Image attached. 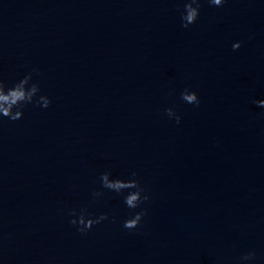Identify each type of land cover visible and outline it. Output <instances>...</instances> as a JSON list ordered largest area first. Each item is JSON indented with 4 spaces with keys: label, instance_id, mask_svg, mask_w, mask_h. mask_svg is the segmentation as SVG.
Returning <instances> with one entry per match:
<instances>
[{
    "label": "water",
    "instance_id": "water-1",
    "mask_svg": "<svg viewBox=\"0 0 264 264\" xmlns=\"http://www.w3.org/2000/svg\"><path fill=\"white\" fill-rule=\"evenodd\" d=\"M184 2L0 0V78L36 69L51 101L0 118V264H264V0H199L187 28ZM81 208L109 219L81 235Z\"/></svg>",
    "mask_w": 264,
    "mask_h": 264
},
{
    "label": "clouds",
    "instance_id": "clouds-1",
    "mask_svg": "<svg viewBox=\"0 0 264 264\" xmlns=\"http://www.w3.org/2000/svg\"><path fill=\"white\" fill-rule=\"evenodd\" d=\"M208 2L213 6H222L225 0H208ZM199 8V0H185L181 13L182 27L187 28L189 25L196 22L199 15ZM240 46V42L232 44L233 50L238 49ZM33 72L39 75L37 70L33 69L11 85H8L0 78V118H8L11 121H16L23 117V109L29 104H36L43 108H47L50 105L51 101L47 96L39 95L38 98H36L40 89L38 83H30ZM180 96L187 104L198 106L200 103L194 91L184 89L180 93ZM253 103L259 107H264V100H254ZM165 113L170 119L174 118L176 123L180 122V116L177 115L172 108L165 109ZM135 177V172L131 173L129 179H121L119 177H112L110 171H105L100 174L99 180L103 189L117 194H123L126 207L134 210L149 199L148 195L143 194L145 189ZM101 195L102 193L100 191H94L92 193L93 198ZM68 214L72 217L69 223L76 226L77 232L81 235L90 231L94 225H98L102 221L109 219L106 213H101L94 217L86 208H81L78 213L76 209H70ZM144 215L145 211L143 209L134 212L128 219L123 221L122 227L128 230L136 229L140 226V222ZM240 259L241 261L254 260L255 252H248Z\"/></svg>",
    "mask_w": 264,
    "mask_h": 264
}]
</instances>
